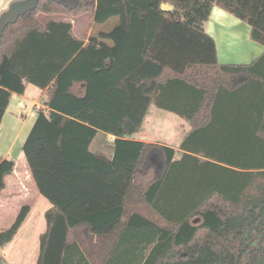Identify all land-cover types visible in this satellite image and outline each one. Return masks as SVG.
Returning <instances> with one entry per match:
<instances>
[{"label": "trees", "instance_id": "obj_1", "mask_svg": "<svg viewBox=\"0 0 264 264\" xmlns=\"http://www.w3.org/2000/svg\"><path fill=\"white\" fill-rule=\"evenodd\" d=\"M214 7L264 47V0H38L5 27L0 125L13 94L27 85L47 92L22 146L51 205L36 264L122 255L135 264H264V53L249 66L189 63L181 72L148 57L163 22L202 35ZM40 14H89V39L76 40L70 23L41 24ZM152 106L190 122L178 158L132 138ZM99 131L115 137L111 159L89 150ZM14 167L0 155V194ZM28 211L0 232V247Z\"/></svg>", "mask_w": 264, "mask_h": 264}, {"label": "crops", "instance_id": "obj_2", "mask_svg": "<svg viewBox=\"0 0 264 264\" xmlns=\"http://www.w3.org/2000/svg\"><path fill=\"white\" fill-rule=\"evenodd\" d=\"M14 1L17 0H0V14L6 11L8 6ZM223 12L224 11L221 9H216V7H214L208 20L204 24V34L200 35L193 31H189L185 33V38H182L177 46H172V42L169 43L171 39L166 35L176 31L177 29L175 28L180 29V25L171 22L170 24H166V21L163 22L157 33V35L160 33L162 34V32L166 34L165 37H162L164 39L161 42L162 45L153 50L154 40L148 51V57L177 72H181L189 63L249 66L264 53V47L250 39V27L245 22ZM37 19L41 24H46L50 21L70 23L72 25V36L79 41L87 42L91 34L92 26L91 16L89 14H83L77 17L40 14ZM238 31H242V34H239ZM222 34L223 36H227L224 39L226 49L222 42ZM220 42H222V46ZM243 44L249 47L250 50H245L242 46ZM152 50L154 52L153 55L150 56ZM46 100L47 92L40 91L31 85H27L24 95L18 96L13 94L4 113L0 131L3 128L4 122L13 119L16 115V111H19L21 117L26 120L29 114L36 113L37 110L41 109ZM23 107L26 108L25 112L23 111ZM160 111L164 113L158 112L157 109L152 106L143 122L141 131L132 138L143 143L174 149L177 151L176 157L178 158L180 154L183 153L180 151V145L186 134L191 130V124L176 114L163 110ZM23 113L27 116L23 117ZM24 124L25 121L20 125L19 131ZM165 125L172 126L173 129H169L168 126L165 127ZM100 133L104 134L107 140L103 141V147H101L102 145H97L94 149V141ZM114 139L115 137L113 135L99 131L90 144L89 150L94 154L111 159L113 156ZM12 148L13 144L4 151V154L0 152L3 159L9 160ZM24 206L29 207V211L15 236L18 235L20 229L23 228L25 224L29 223L30 226L34 225V221H30L34 208H37L44 218L45 213L51 208V205L38 193L35 183L30 176L28 167L24 169V173L21 176H16L14 167L12 175L5 178V188L0 194V216L2 217L4 213L6 214L8 211H12L13 218L7 225L0 227V232L7 230L14 223L20 209ZM44 232L40 233L38 237V253L35 256V264L39 256V238ZM15 236L7 245L0 247V264H14L13 259L17 261V258H12L7 255V250L14 241ZM126 246L129 247L130 244H124L122 249ZM122 257L129 260L128 264H135L133 257L132 262L130 256L125 257L122 255Z\"/></svg>", "mask_w": 264, "mask_h": 264}, {"label": "rangeland", "instance_id": "obj_3", "mask_svg": "<svg viewBox=\"0 0 264 264\" xmlns=\"http://www.w3.org/2000/svg\"><path fill=\"white\" fill-rule=\"evenodd\" d=\"M216 9H218L216 7ZM224 13V12H223ZM170 22L166 21V24ZM231 26V25H228ZM181 27L175 28L177 29L173 33H169L168 35L164 34H158L160 36H156L154 39L155 42L153 44V50L156 47H160L161 42L164 40L162 37H169L171 39L169 43L172 42V46H177L182 38H185L184 35L185 33H188L191 31L190 29L184 27L183 25L180 24ZM239 34H242V31H238ZM140 34H137L136 36L139 37ZM227 36L221 35L222 42L224 44V48L226 49L225 46V41L224 39ZM249 41V40H248ZM222 42H220V45L222 46ZM135 44L137 46L138 40H135ZM245 50H250L249 47L245 46L244 44L242 45ZM151 52V55H153V51ZM225 52V51H223ZM158 112L164 113L160 110L157 109ZM16 115L13 117L12 120L8 122H4V125L2 126V130L0 131V152L4 154V151L9 148L11 144H13L12 148V153L9 157V160H14L15 161V173L16 176H21L24 173V169L27 167L26 162L23 158L22 154V146L33 126L34 120H35V113H31L28 116L23 113V117L27 116L26 120L25 118L21 117V113L19 111H16ZM164 115V114H163ZM171 117V116H170ZM25 121V124L23 125L22 129L19 131V127L22 124V122ZM100 123V122H98ZM168 125H165L167 127ZM103 125L99 124L98 130H102ZM169 129H173L172 126H168ZM104 134L100 133L98 134L97 138L94 141V149L96 148L97 145H102L103 147V141H106ZM93 149V148H92ZM105 149V148H104ZM21 156V158H20ZM166 204H173V201L168 200L166 201ZM188 208L184 207L183 210H186ZM13 218V213L12 211H8L6 214L1 217L0 216V227L7 225L9 222H11ZM30 221H34V225L30 226L29 223L25 224L23 228L20 229L19 233L17 236H15L14 241L11 243V245L8 248L7 255L12 258H17V261H14V264H35V256L38 253V237L39 234L44 232L45 230V222L43 216L39 213L37 208H34L33 213L31 214ZM145 235H142L144 237ZM138 242V240H136ZM124 257H116L114 263L112 264H128L129 260Z\"/></svg>", "mask_w": 264, "mask_h": 264}, {"label": "water", "instance_id": "obj_4", "mask_svg": "<svg viewBox=\"0 0 264 264\" xmlns=\"http://www.w3.org/2000/svg\"><path fill=\"white\" fill-rule=\"evenodd\" d=\"M37 1L38 0H17L12 2L6 11L0 14V38L5 27L14 24L21 15L33 9Z\"/></svg>", "mask_w": 264, "mask_h": 264}, {"label": "built area", "instance_id": "obj_5", "mask_svg": "<svg viewBox=\"0 0 264 264\" xmlns=\"http://www.w3.org/2000/svg\"><path fill=\"white\" fill-rule=\"evenodd\" d=\"M23 111H24V112L26 111V108H25V107H23Z\"/></svg>", "mask_w": 264, "mask_h": 264}]
</instances>
